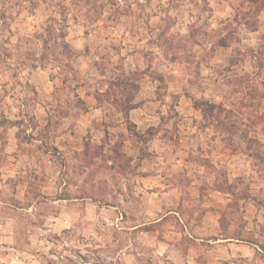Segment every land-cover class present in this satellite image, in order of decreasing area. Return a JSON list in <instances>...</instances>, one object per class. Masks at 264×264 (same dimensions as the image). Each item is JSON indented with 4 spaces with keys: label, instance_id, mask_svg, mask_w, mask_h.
<instances>
[{
    "label": "clouds",
    "instance_id": "9594fccd",
    "mask_svg": "<svg viewBox=\"0 0 264 264\" xmlns=\"http://www.w3.org/2000/svg\"><path fill=\"white\" fill-rule=\"evenodd\" d=\"M0 264H264V0H0Z\"/></svg>",
    "mask_w": 264,
    "mask_h": 264
}]
</instances>
